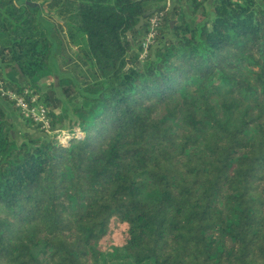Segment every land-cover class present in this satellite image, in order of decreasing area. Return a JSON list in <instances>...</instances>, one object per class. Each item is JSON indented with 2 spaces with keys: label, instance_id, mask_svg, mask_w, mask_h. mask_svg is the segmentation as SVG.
Instances as JSON below:
<instances>
[{
  "label": "trees",
  "instance_id": "16d2710c",
  "mask_svg": "<svg viewBox=\"0 0 264 264\" xmlns=\"http://www.w3.org/2000/svg\"><path fill=\"white\" fill-rule=\"evenodd\" d=\"M0 79V264H264V0H0Z\"/></svg>",
  "mask_w": 264,
  "mask_h": 264
},
{
  "label": "rangeland",
  "instance_id": "374dc122",
  "mask_svg": "<svg viewBox=\"0 0 264 264\" xmlns=\"http://www.w3.org/2000/svg\"><path fill=\"white\" fill-rule=\"evenodd\" d=\"M174 3H175L174 0H170L169 5L172 6ZM44 15H46V13H44ZM60 62L61 61H58L57 63H55V65H58V64L60 65L62 63V62L61 63ZM57 71H59L60 74L57 73ZM69 75H72V72L70 71V67H66L65 65H62V67H60V69L58 68L56 70L55 74L50 76V78H47L48 80L46 79V80L42 81L44 93L50 94L51 98L54 99V108H55L56 115L62 114L64 112L65 108L72 109L74 105L79 103V101L75 100L74 97L76 96V93H75L74 89L70 85L67 84L68 81L63 82L61 80L62 78H68ZM72 79H75V76H72ZM34 129H36V128L34 127ZM33 131H34V134L37 132L43 134L42 136H52L53 135V134L47 135V134H44L38 130L37 131L33 130ZM66 134H67L66 129H60L57 131V135L61 140H64V137L66 136ZM122 237H123L122 229L120 226L117 225L116 229L112 233H110L108 238L106 239V241L104 243V247L110 248V247H112V245L121 244L122 243ZM112 251L113 250H111V252ZM112 253H114V252H112ZM112 258H114V256Z\"/></svg>",
  "mask_w": 264,
  "mask_h": 264
},
{
  "label": "built area",
  "instance_id": "2783aa9c",
  "mask_svg": "<svg viewBox=\"0 0 264 264\" xmlns=\"http://www.w3.org/2000/svg\"><path fill=\"white\" fill-rule=\"evenodd\" d=\"M160 27V19L158 17H152L149 21V32L145 37L142 47V57L146 56L149 46L154 42ZM0 97L11 102L15 108L19 111L20 115L26 120L31 121L40 130L52 134L51 121L49 118V110L44 105L40 104L37 97L27 99L24 95L17 93L16 91L7 88L5 83L0 79Z\"/></svg>",
  "mask_w": 264,
  "mask_h": 264
},
{
  "label": "crops",
  "instance_id": "0c3cea01",
  "mask_svg": "<svg viewBox=\"0 0 264 264\" xmlns=\"http://www.w3.org/2000/svg\"><path fill=\"white\" fill-rule=\"evenodd\" d=\"M177 1V0H174ZM213 0H211L212 2ZM170 0H168V3ZM0 107L6 115V119L13 124L14 132L16 135L22 136L23 134H34V129L28 127L25 121L22 119L19 111L14 107V105L0 97Z\"/></svg>",
  "mask_w": 264,
  "mask_h": 264
},
{
  "label": "water",
  "instance_id": "95a60500",
  "mask_svg": "<svg viewBox=\"0 0 264 264\" xmlns=\"http://www.w3.org/2000/svg\"><path fill=\"white\" fill-rule=\"evenodd\" d=\"M157 1V0H156ZM151 15V13H147L145 14V16L143 18H141L139 24L137 25V29H139L143 24H144V18L149 17ZM171 25H174V21H172ZM129 39H131V34L128 33ZM18 68V66H16Z\"/></svg>",
  "mask_w": 264,
  "mask_h": 264
}]
</instances>
